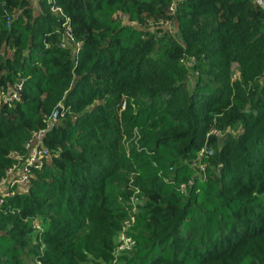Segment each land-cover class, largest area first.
Masks as SVG:
<instances>
[{
	"label": "trees",
	"instance_id": "trees-1",
	"mask_svg": "<svg viewBox=\"0 0 264 264\" xmlns=\"http://www.w3.org/2000/svg\"><path fill=\"white\" fill-rule=\"evenodd\" d=\"M56 3L79 49L47 0H0V182L34 132L50 153L0 195V264L109 261L124 230L116 264H264V9Z\"/></svg>",
	"mask_w": 264,
	"mask_h": 264
},
{
	"label": "built area",
	"instance_id": "built-area-1",
	"mask_svg": "<svg viewBox=\"0 0 264 264\" xmlns=\"http://www.w3.org/2000/svg\"><path fill=\"white\" fill-rule=\"evenodd\" d=\"M255 5L264 9V0H252ZM51 6V11L53 14L64 19L63 32H62V47H72L73 49H79L80 45L77 43L72 35V31L68 26L69 18L64 13L63 9L57 5L56 0H47ZM177 0H170L169 13L174 14L176 11ZM165 26H169L170 22L167 20L164 22ZM21 85L15 86L9 90L0 91V103L13 104L14 102L20 99ZM211 134H216L215 130L210 131ZM46 134V130H41L34 132L31 138L26 143L27 154L25 157L19 152H15L14 158L16 163L8 170L6 177L2 181L8 180L13 186H19L25 188L29 183L31 173L34 168H40L43 166L44 162L48 159L50 153L49 150L43 144V138ZM212 155V150L209 149L206 145L198 152V163L201 169H203L204 164L202 163V158L209 157ZM197 163V164H198ZM1 181V182H2ZM5 196V195H3ZM127 227L129 225L127 224ZM120 244L117 248L114 249V256L116 251H130L134 245V240L132 237L127 235L125 230L120 233L119 237Z\"/></svg>",
	"mask_w": 264,
	"mask_h": 264
},
{
	"label": "rangeland",
	"instance_id": "rangeland-1",
	"mask_svg": "<svg viewBox=\"0 0 264 264\" xmlns=\"http://www.w3.org/2000/svg\"><path fill=\"white\" fill-rule=\"evenodd\" d=\"M129 142H137V138L135 136H133V138L130 141L124 140L125 145L127 146ZM136 177V174L134 172H130L129 173V182L132 183L134 181ZM23 188L19 187V186H13L8 180L6 181H2L0 182V195H7L10 191H20ZM135 201V200H134ZM42 219L41 218H37L36 221L32 222V230L33 231H40L46 228V226L41 224ZM120 244V239L117 238L115 241V248L118 247V245ZM128 253V251L123 252V251H116L115 252V256L113 254V259L109 260V261H90V262H83L81 264H116V260L118 259V257L124 255Z\"/></svg>",
	"mask_w": 264,
	"mask_h": 264
},
{
	"label": "water",
	"instance_id": "water-1",
	"mask_svg": "<svg viewBox=\"0 0 264 264\" xmlns=\"http://www.w3.org/2000/svg\"><path fill=\"white\" fill-rule=\"evenodd\" d=\"M59 111V107L56 109V112H58Z\"/></svg>",
	"mask_w": 264,
	"mask_h": 264
}]
</instances>
